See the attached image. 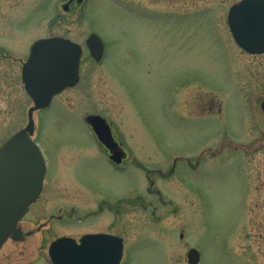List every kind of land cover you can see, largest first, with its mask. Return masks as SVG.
<instances>
[{
	"label": "rangeland",
	"instance_id": "obj_1",
	"mask_svg": "<svg viewBox=\"0 0 264 264\" xmlns=\"http://www.w3.org/2000/svg\"><path fill=\"white\" fill-rule=\"evenodd\" d=\"M60 1L66 0H30L17 25L15 81L0 97V143L27 123L31 101L20 81L27 46L46 35L83 46L94 33L104 45L102 60L84 50L78 84L34 113L38 143L50 150L88 144L84 118L98 114L128 148L127 164L142 168H95L89 178L114 188L140 179L141 192L147 169L165 173L164 180L149 175L176 198L178 211L147 227L130 223L134 264H158L163 244H179L181 230L201 249L202 264H264V54L244 53L230 36L227 10L238 0H82L75 14L61 9L55 17ZM69 148L61 149L65 157ZM59 168L63 179L72 172ZM43 198L33 206L34 233L6 242L0 260L49 264L47 243L63 228H37L46 220ZM174 248L180 256L182 247Z\"/></svg>",
	"mask_w": 264,
	"mask_h": 264
},
{
	"label": "flooded vegetation",
	"instance_id": "obj_2",
	"mask_svg": "<svg viewBox=\"0 0 264 264\" xmlns=\"http://www.w3.org/2000/svg\"><path fill=\"white\" fill-rule=\"evenodd\" d=\"M80 2L77 0L57 2L51 15L57 17L59 14L56 13L61 9L63 12L75 14ZM30 8H32L30 0L25 2H22V0H0V63H6L0 65V72H2L0 76V97H5L4 92L8 91L15 81V75L12 77L10 72H15V65L18 62L15 56L18 37L17 25L18 23H24L25 12ZM71 8L74 10H70ZM54 36L60 35H46L40 38ZM28 50L29 45L25 50L26 56ZM23 61L20 60V70ZM8 105L10 109L9 99ZM0 115L3 117L4 114L0 113ZM92 115L105 119L113 142L106 145L102 144L93 132L90 123L86 121L87 116L84 118L87 130L83 134L85 139L89 141L88 144L60 145L56 148L57 150H50L54 146L49 148L41 146L38 143V137L36 134L34 135V130L31 135L27 133L40 149L44 159L45 172L42 186L36 200L27 207L24 215L15 224V229L20 231L22 239L15 241L9 237L0 246V252L6 242H24L29 235L34 233V229L31 227L34 221L33 206L43 197L44 208H41L40 211L42 216H46V220L43 224L41 222L37 228L41 229L43 226L48 225V227H45L48 229L52 223H59L63 228L47 244L60 237L72 238L74 240L73 244H85L81 241L82 238L91 235L94 236V240L90 244H96L94 255L107 261L108 255H112L113 249L120 246L119 264H134L132 247L135 246L136 242L135 240L130 242L129 234H127L130 223H132L130 227L133 225L147 227L161 223L177 213L176 198L169 196L168 193L161 192V187H155L156 181L150 178L149 174H157L159 180H164L165 173L157 166L146 170L142 180L147 182V186L141 192L137 191L142 189L140 179L137 185L130 184V187H128L129 183H127L114 188L109 181L102 182L101 179L88 177L89 173L95 168L99 174H103V170L124 173L130 166L135 169L142 168L141 165H136L137 163L132 162V160V163L127 164L130 156L129 150L119 140L112 122L101 115ZM16 132L4 139L0 143V147ZM64 146L70 147L71 154L67 157L61 152ZM116 157L120 160L116 161ZM60 164L63 167H72V172L67 178L63 179L61 177L62 173L58 171ZM155 164H159V161ZM172 172L173 170L168 171L167 174H172ZM71 226H74V233L68 231ZM173 235L175 236L174 233ZM186 237L187 234L181 230L176 237L179 244H163L164 250L159 253L162 260L158 264H189L187 254L191 249H196L199 252L197 264H202L201 249L188 244ZM176 245L182 247L180 256L176 254L174 248ZM148 246L151 247L150 244ZM8 259L10 258L4 257L0 260V264H9L7 263Z\"/></svg>",
	"mask_w": 264,
	"mask_h": 264
},
{
	"label": "water",
	"instance_id": "obj_3",
	"mask_svg": "<svg viewBox=\"0 0 264 264\" xmlns=\"http://www.w3.org/2000/svg\"><path fill=\"white\" fill-rule=\"evenodd\" d=\"M227 24L240 49L251 55L264 53V0H240L233 4L227 13ZM85 45L90 55L99 61L103 50L99 38L91 34ZM81 54V47L67 39H39L30 46L22 64L21 79L32 106L27 111L25 128L0 148V245L10 234L13 239H19V232L14 230L15 222L41 188L44 162L26 134L27 131L32 133L33 112L48 107L53 96L77 83ZM261 108L264 112V102ZM87 121L103 143L113 142L103 119L90 116ZM83 240L87 244H65L72 241L68 238L52 242L48 248L52 264H101L93 255L95 244H90L89 236ZM118 259L119 252L113 254L108 264H118Z\"/></svg>",
	"mask_w": 264,
	"mask_h": 264
}]
</instances>
